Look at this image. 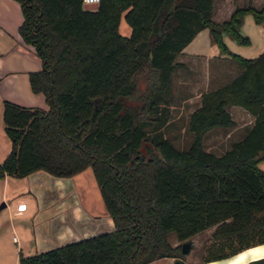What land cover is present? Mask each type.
<instances>
[{"label": "trees", "instance_id": "1", "mask_svg": "<svg viewBox=\"0 0 264 264\" xmlns=\"http://www.w3.org/2000/svg\"><path fill=\"white\" fill-rule=\"evenodd\" d=\"M18 1V30L42 62L29 71L31 87L47 106L4 99L11 148L0 176L38 168L71 175L91 166L114 220L109 230L20 251L19 264H145L167 255L171 264H189L169 233L183 239L210 226L203 261L264 241V50L246 56L223 37L249 42L243 17L252 12L263 21L264 2H237L216 20L214 0H99L94 7L85 0ZM123 15L130 34L120 30ZM206 26L242 69L202 91L189 119L193 139L179 147L147 125L164 119L157 112L184 63L178 54ZM231 103L248 108L254 121L217 153L203 137L235 123ZM252 262L264 263V256Z\"/></svg>", "mask_w": 264, "mask_h": 264}, {"label": "crops", "instance_id": "2", "mask_svg": "<svg viewBox=\"0 0 264 264\" xmlns=\"http://www.w3.org/2000/svg\"><path fill=\"white\" fill-rule=\"evenodd\" d=\"M245 1L214 0L213 17L216 20H222L231 14L237 2ZM252 1L256 5H261L264 2V0ZM22 18L23 14L18 0H0V134L6 131L3 117L5 98L24 105L47 106L45 95L42 92L34 91L31 87L29 71L39 68L42 62L34 46L26 42L18 30ZM121 24L122 18L120 29ZM206 27L200 29L183 47L178 58L184 61L183 66L192 68L194 66H188L189 59L202 61L203 69L206 71H203V78L201 76L199 81L205 85V89H209L234 77L242 69V66L229 52L222 51L214 40H211L213 47L210 50L197 45L199 44L198 40H196L198 41L196 46L188 48V45L195 41ZM240 29L249 35L250 41L240 43L239 47H235L237 49L231 47L234 46L233 38H229L228 33L223 32V37L232 50L246 56H255L264 50V20L256 21L253 13L247 12L243 17ZM130 30L125 25L123 32L128 33ZM210 35L212 37L211 31ZM214 42L218 46H215ZM202 91L199 92V95ZM231 105L241 114L238 118L231 109L232 106H229L235 118V123L232 125L243 130L239 136L241 137L253 123L255 115L244 105L239 103H231ZM245 116L248 117V120H244ZM91 177L93 182H97L91 166L71 175H56L45 168H38L24 175L6 173L0 176V199L3 198V205L12 206L9 196L21 192L26 194L27 204L34 209L32 219L27 220L29 217L24 214V211L28 205L24 199H16V208L18 202L23 203V207L17 208L15 213L21 215L23 220L21 224L24 228V238L13 235L14 240L18 242L16 247L18 263L19 252H27L25 248L29 241L30 245L38 251L114 227L113 217L105 205L101 190V196L95 193L87 197L81 193L79 182L81 180L83 182L85 179L89 181ZM10 225L11 229L15 230L16 224L13 218ZM4 228V220L0 218V234L4 232ZM262 256H264V241L246 246L228 256L205 261L201 259L200 262L203 264H247ZM162 257L153 260L162 259ZM171 257L172 261H169V264L174 260V257ZM252 264L264 263L252 262Z\"/></svg>", "mask_w": 264, "mask_h": 264}, {"label": "rangeland", "instance_id": "3", "mask_svg": "<svg viewBox=\"0 0 264 264\" xmlns=\"http://www.w3.org/2000/svg\"><path fill=\"white\" fill-rule=\"evenodd\" d=\"M127 26L131 29L130 23L127 21L126 17L122 16V24L121 31L124 34H130V32H123L124 26ZM229 38H233L234 40V49L235 47H239L240 43H248V42H240L236 38H234L231 34L228 33ZM211 35L209 27H206L198 37L191 44L188 45V48H192L196 46L199 41L200 47H206L207 49H211ZM198 40V41H196ZM215 46H218L216 42H214ZM188 66L185 67L182 64L179 65L173 74L172 84L170 90L166 92L165 98L160 102V108L157 114H160L161 117H164L163 120L154 121L152 124H148V130L150 132H160L163 135H166L172 139V141L179 147H187L194 136V132L189 127V119L191 111L200 103L201 94L199 92L201 90H205V85L200 83V77L203 78V62L199 60L189 59L187 61ZM197 66V68H196ZM200 69H199V68ZM207 68V67H206ZM135 102H140L139 99H135ZM229 106H232L229 104ZM231 109L235 112L238 118L241 114L232 106ZM244 120H248V117L245 116ZM242 128L234 127L233 125L229 126H214L206 131L203 137V144L206 148L211 149L217 153L225 150L231 142L235 138H239L242 133ZM11 147V139L8 136L6 131L0 134V159H3ZM263 168H264V160H261ZM92 176V175H91ZM80 181V179H79ZM80 183V190L84 196L89 197L88 195H93L96 193L98 196L100 195V189L97 182H93L92 177L89 181H83ZM10 194V193H9ZM24 199L26 202V194L25 193H13L9 196V202L12 203V206L3 205V198L0 199V218L4 220L5 228L4 232L0 234V264H19L18 263V255L16 247L18 242L14 240L13 235L20 236V238H24V228L21 223L23 220L20 214H16V199ZM28 205V204H27ZM28 208L24 211L29 218L27 220H31L34 214V209L31 206H27ZM13 218L16 227L15 230L11 229V219ZM214 226H210L207 229H203L190 237L179 239L175 233V231H171L169 233V238L173 243L182 242L184 240L190 239L191 246L188 252H181V258L185 260L189 264H198L200 263L203 254L205 253V244L209 243L211 238V232ZM30 241L28 245H30ZM26 246V253L35 252V248L30 246ZM172 261L171 256H164L162 259L151 260L146 262V264H169L168 262Z\"/></svg>", "mask_w": 264, "mask_h": 264}, {"label": "water", "instance_id": "4", "mask_svg": "<svg viewBox=\"0 0 264 264\" xmlns=\"http://www.w3.org/2000/svg\"><path fill=\"white\" fill-rule=\"evenodd\" d=\"M98 4H99L98 1H85V5L90 7L97 6ZM190 246H191L190 239L182 241V251L188 252L190 250Z\"/></svg>", "mask_w": 264, "mask_h": 264}, {"label": "built area", "instance_id": "5", "mask_svg": "<svg viewBox=\"0 0 264 264\" xmlns=\"http://www.w3.org/2000/svg\"><path fill=\"white\" fill-rule=\"evenodd\" d=\"M85 1H98L99 2V0H85ZM22 207H23V203L22 202H18L17 203V208L20 209ZM15 237H16V235H15Z\"/></svg>", "mask_w": 264, "mask_h": 264}]
</instances>
